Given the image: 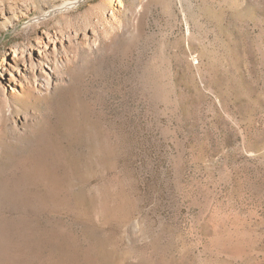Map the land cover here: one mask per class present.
<instances>
[{
  "label": "rangeland",
  "instance_id": "1",
  "mask_svg": "<svg viewBox=\"0 0 264 264\" xmlns=\"http://www.w3.org/2000/svg\"><path fill=\"white\" fill-rule=\"evenodd\" d=\"M0 264H264V0H0Z\"/></svg>",
  "mask_w": 264,
  "mask_h": 264
},
{
  "label": "bare ground",
  "instance_id": "2",
  "mask_svg": "<svg viewBox=\"0 0 264 264\" xmlns=\"http://www.w3.org/2000/svg\"><path fill=\"white\" fill-rule=\"evenodd\" d=\"M68 6V4L66 5ZM53 37V36H52ZM46 41L44 42V44L42 45V50L43 51H49V50H54V48L56 47L57 45V41H55L53 38L51 37H46L45 39ZM64 42V40L62 41V43ZM41 47V45H40ZM91 54L92 55H95V54H98L99 55V52L97 50V48H95V45L91 44ZM39 53V52H38ZM35 54V53H34ZM44 54V53H43ZM47 57V56H46ZM40 58V57H39ZM12 59H13V62L11 64H9L8 67H4L5 68V71H8L10 72L11 76L14 77V73H13V70L14 68H18L19 69V72H22V70H20L19 67H23L25 69H27L29 67V65H27L26 61L24 60L23 64L21 62H19L16 58L15 55L12 56ZM30 61L33 62V59L30 57ZM10 63V62H9ZM48 63L47 60L43 59L40 63V68L42 71H47L46 68H45V65ZM34 65V63H33ZM50 66V65H49ZM48 66V67H49ZM48 73V72H47ZM13 81V80H12Z\"/></svg>",
  "mask_w": 264,
  "mask_h": 264
}]
</instances>
